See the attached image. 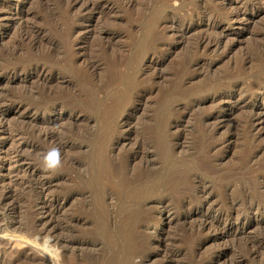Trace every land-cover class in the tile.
I'll return each mask as SVG.
<instances>
[{
  "label": "rangeland",
  "instance_id": "374dc122",
  "mask_svg": "<svg viewBox=\"0 0 264 264\" xmlns=\"http://www.w3.org/2000/svg\"><path fill=\"white\" fill-rule=\"evenodd\" d=\"M259 91L264 0H0V264H263Z\"/></svg>",
  "mask_w": 264,
  "mask_h": 264
},
{
  "label": "bare ground",
  "instance_id": "6f19581e",
  "mask_svg": "<svg viewBox=\"0 0 264 264\" xmlns=\"http://www.w3.org/2000/svg\"><path fill=\"white\" fill-rule=\"evenodd\" d=\"M201 42H204V40L203 41L201 40L200 43ZM263 93H264V91H259L260 95H263ZM221 98H222L221 95H218V96L215 97V99H217V100H220ZM254 107H255V109L252 108V111L255 110V112L253 114H251V117H249V120L251 121L252 125L264 120V117H263L264 109H263V107H257V108H256V106H254ZM17 133L19 134V131ZM14 152L16 153V156L18 157L15 160V162H18L19 161V155H18L19 151H18V149H16ZM5 163L6 162L3 161V159L0 160V165L1 166L4 165ZM9 163H10V161H9ZM12 171H14V170H11V172ZM194 191L200 192L199 190H194ZM258 192L260 193L261 198H262V203L264 204V175L261 177V179L258 182ZM179 204H183V202L180 201ZM259 206L260 205L250 204L248 206V208H247L246 215L247 214L251 215V214H253L254 211L259 210ZM169 210H170L169 207L167 205L163 204L159 211H160V213H164L165 214V212L168 213ZM235 218L236 219L234 221H237V222H239V224H241V226H244V222H240L241 221L240 217H235ZM232 219H233V215H232L231 212H227V214H225L223 216L222 215L213 216V215L207 213L206 216L199 223L200 224L199 227L204 228L208 224H210V225L211 224L219 225V223H221V222H226L228 224H231L232 223L231 222ZM241 226H240V228H241ZM237 230H239V228H236L235 232H237ZM215 234H216V236H221L222 237V236L226 235V232H220V233H215ZM5 244H7V241H5L3 239H0V245H5ZM261 247H262V244L254 243L252 246H250L248 248L249 249L248 255H250L251 258L258 257V255H259L258 252H260V248ZM16 252L19 253V251H16ZM20 252L23 255H25V258H28V259H31V260L32 259H39L37 257V255L34 253V249L28 244H26V247H23ZM40 259L45 262L44 258L40 257ZM259 260L264 264V256L261 255L259 257ZM241 263L242 262H240V261H235V264H241Z\"/></svg>",
  "mask_w": 264,
  "mask_h": 264
}]
</instances>
